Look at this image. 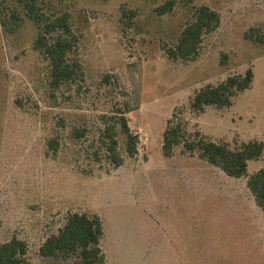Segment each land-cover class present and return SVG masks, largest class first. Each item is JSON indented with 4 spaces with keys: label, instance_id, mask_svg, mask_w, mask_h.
<instances>
[{
    "label": "rangeland",
    "instance_id": "obj_1",
    "mask_svg": "<svg viewBox=\"0 0 264 264\" xmlns=\"http://www.w3.org/2000/svg\"><path fill=\"white\" fill-rule=\"evenodd\" d=\"M166 1L0 0V243L25 240L23 264H72L39 247L75 211L99 216L105 264H264V213L246 184L264 151L235 177L184 146L197 132L231 148L264 142V0H172L159 13ZM200 5L218 25L195 57L170 58ZM65 12L70 31L45 39H69L66 59L80 68L54 85L32 15L44 25ZM248 67L251 85L231 105L191 108L197 89ZM120 115L138 136L134 155ZM177 122L185 137L166 156L163 131Z\"/></svg>",
    "mask_w": 264,
    "mask_h": 264
},
{
    "label": "trees",
    "instance_id": "obj_2",
    "mask_svg": "<svg viewBox=\"0 0 264 264\" xmlns=\"http://www.w3.org/2000/svg\"><path fill=\"white\" fill-rule=\"evenodd\" d=\"M173 1L168 0L156 7L159 13L171 10ZM39 25V32L34 41L49 59L51 64V83L58 85L61 82L73 79L79 71L77 62L69 63L66 59L68 52L72 49V42L63 36L56 37L53 41H46L44 32L61 29L63 32L70 31L68 13H63L44 25L36 15H32ZM219 14L207 5L195 8L193 18L187 22L173 46L167 48V53L172 59L193 58L199 51L202 34L213 30L219 23ZM248 38L253 36L248 33ZM253 70L248 67L242 74H230L224 80L216 84H206L195 91L190 100L191 108L201 112L207 105L226 107L231 105L233 97L240 91L248 88L253 80ZM122 132L125 134L126 150L129 155L137 151V134L133 133L124 115L118 117ZM82 131H78V135ZM116 130L113 125H106L103 135L108 137L104 140L109 158L115 165L122 162L117 151ZM196 140H184V146L193 150H200V155L209 163L220 167L230 176L240 177L247 173L248 161L259 157L264 151V142L251 139L243 142L238 148H231L224 141H214L205 135L196 133ZM184 129L177 123H169L163 131V153L171 154L174 145L184 139ZM246 184L250 189L257 205L264 213V166L247 176ZM103 227L98 215H88L84 212H71L65 223L46 237L39 247V254L49 258H72V264H105V255L100 246ZM27 252L26 241L12 236L10 239L0 243V264H23Z\"/></svg>",
    "mask_w": 264,
    "mask_h": 264
}]
</instances>
